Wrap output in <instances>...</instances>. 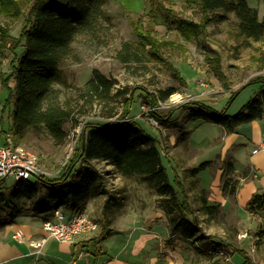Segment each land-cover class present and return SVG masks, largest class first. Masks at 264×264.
I'll list each match as a JSON object with an SVG mask.
<instances>
[{
  "label": "rangeland",
  "instance_id": "1",
  "mask_svg": "<svg viewBox=\"0 0 264 264\" xmlns=\"http://www.w3.org/2000/svg\"><path fill=\"white\" fill-rule=\"evenodd\" d=\"M22 1L26 8L29 0ZM247 1L252 8H257L260 2L264 8V0ZM163 2L181 18L196 23L203 21V14L199 9L195 5H189L186 0ZM107 12L112 20L103 25V29L96 37H79L73 46L75 57L67 63L68 82L60 86V102L64 106L74 107L80 111L84 107V113L76 114L77 122L73 121L66 126L68 136L65 142L57 143L42 129L27 133L21 141L15 138L12 131L7 135H12L15 144L34 152L39 157L41 169L48 174L46 177L60 178L65 172L64 167L77 151L85 122L103 123L101 117L104 111L99 103H95L93 108L86 106L80 95V90H83L90 80L92 71L97 69L108 78L115 79L117 88L127 87L136 92L130 117L135 119L146 133L158 138L162 164L167 169L171 183L174 184L175 169L180 170L181 165H185L183 166L185 168L188 159L191 161L195 156H200V161L203 162L216 157L220 149L217 139L220 140L221 127L202 120H191L188 106L197 101L215 110L227 109L230 115L236 114L259 90L257 84H252L240 90L234 97L231 95L248 81V76L258 67L256 58L264 53V40L245 41L239 37V23L234 14L219 12L212 15L207 35L196 39L187 38L177 26H164L161 20L155 21L147 17L149 9L146 0H109ZM140 16L142 18H139ZM221 16L225 19H221ZM25 17L0 18V23L9 28L11 36L7 47L1 45L0 40L1 143L7 137L6 134L2 136L4 131L1 115L7 96L2 88V76L11 73L12 48L20 37ZM132 22L137 23L140 30L152 33L163 61L153 57L149 47L140 45ZM17 52L21 54L22 49ZM216 56L220 60H217ZM207 57L211 59L207 60ZM10 86H14L13 80ZM170 89H174L176 93L167 101L157 100V96ZM152 100L155 102L157 100L155 107L149 104ZM120 113L119 110L118 115ZM117 118L115 116L113 119ZM93 163L102 174L101 191L95 197L86 198L75 210L88 213L99 223L101 229L103 228L101 210L107 198L108 219H104L103 223L109 226L110 218L114 229L131 228L138 231L139 234H135L132 244L137 250L143 245L147 246L151 264H245L243 254L235 253L231 257L229 253L223 251L212 255L204 249H198L204 246L206 240L186 241L178 235L173 236L169 217L161 207L164 199L152 191L148 183L139 177L123 178L114 166L104 160H95ZM228 163L232 164L231 161H226L223 165L220 189L225 198L233 201V205L223 206L218 202H210L208 197L211 191H203L202 196L207 205L217 208L214 214L209 216L201 210L202 207H198L200 201L192 196L202 228L201 235L210 237L217 243L230 244L244 250L251 258L250 264H264V245L259 249L256 239L250 236L251 230L257 231L259 225L263 224L261 217L263 214L252 216L246 213L247 208L244 211L237 209L234 202L239 180L234 173L235 167L230 171L227 168ZM180 174L185 180L189 175L183 169L180 170ZM210 176L214 178L215 174L211 172ZM35 180L30 179L32 182ZM227 181L236 185L234 195L230 194L229 187L227 192L223 190V185ZM15 183L16 180L10 177L0 186V218L8 222L0 226V245L4 246L13 242L11 237L15 227L32 222L43 223L48 220L46 218L52 217L55 210H65L59 207L39 215L33 207L36 198L35 200L21 198L16 201L17 211H11L13 207L9 209V206L13 204L8 201ZM201 204L203 205L202 201ZM66 211L68 215L74 212L71 209ZM164 213L165 215L161 216ZM111 232L112 230L110 234ZM246 232L248 238L240 239V235ZM127 238L128 235L124 234L117 240H106L101 245L108 250L115 244V249L109 252L111 255L117 248L122 247ZM8 264L18 263L11 261Z\"/></svg>",
  "mask_w": 264,
  "mask_h": 264
},
{
  "label": "trees",
  "instance_id": "2",
  "mask_svg": "<svg viewBox=\"0 0 264 264\" xmlns=\"http://www.w3.org/2000/svg\"><path fill=\"white\" fill-rule=\"evenodd\" d=\"M146 2L149 9L147 17L155 21L161 20L164 26H177L187 38L205 37L207 27L212 23L211 16L222 12L235 15L239 23L238 35L245 41L264 40V17L260 20L258 10L252 8L247 0H186L203 14V21L199 23L177 16L163 0ZM108 4L109 0H29L25 8L22 0H0V18L6 16L20 19L27 13L20 37L12 48L11 73L2 76V88L7 94L1 115L3 137L12 131L15 138L21 141L27 133L42 129L57 143L65 142L68 136L66 126L73 121L77 122L76 114L84 113V107L80 111L60 102V86L68 82L67 63L75 57L73 46L79 37H96L103 25L112 20L107 12ZM220 18L225 19L224 16ZM132 27L140 45L149 47L153 57L163 61L152 33L140 30L137 23L132 22ZM10 39L9 28L0 23L1 45L7 47ZM20 48L22 52L18 54ZM215 58L220 60L218 56ZM210 59L211 57H207V60ZM259 61L262 68L264 54ZM217 64L220 68L219 61ZM179 78L182 81L180 76ZM12 80L13 87L10 86ZM252 84L260 86L258 92L236 114L230 115L227 109L218 111L195 101L188 106L189 118L220 126L227 134L237 133L241 125L264 117V75L252 77L231 95L234 97L240 90ZM80 93L86 106L93 108L95 103H99L104 111L101 117L103 123L85 122L77 151L64 167L65 172L60 178L41 177L33 182L16 181L9 194L8 202L13 204L9 209L13 207L11 211L16 212V201L21 198H36L33 207L39 215L59 207L65 210L78 208L86 198L100 193L102 174L93 161L104 160L114 166L123 178H141L152 191L164 199L161 207L169 217L173 234L179 233L196 241L206 240L204 246L198 249H204L212 255L223 251L231 257L235 253L243 254L245 264H250L251 258L244 250L230 244L217 243L210 237L201 235V224L189 190L177 175L174 184L171 183L167 169L162 164L158 138L146 133L130 117L136 92L127 87L117 88L115 79L108 78L95 69ZM175 93L174 89L167 90L157 96V100L167 101ZM157 100H152L149 104L155 107ZM119 110L121 113L118 115ZM115 116L118 118L113 119ZM153 117L157 119L156 116ZM4 142L5 139L2 143ZM211 165L210 161L204 162L192 169V173L198 175ZM227 165L230 171L234 169L233 164ZM4 181L0 180V186ZM228 187L230 194L234 195L236 185L227 181L223 190L227 192ZM202 202L201 210L212 216L217 208L207 205L205 198H202ZM247 212L252 216L263 214V224L255 232L259 247L264 241V192L251 198ZM1 220L0 218V226L8 223ZM103 231L109 233L107 225L103 226Z\"/></svg>",
  "mask_w": 264,
  "mask_h": 264
},
{
  "label": "crops",
  "instance_id": "3",
  "mask_svg": "<svg viewBox=\"0 0 264 264\" xmlns=\"http://www.w3.org/2000/svg\"><path fill=\"white\" fill-rule=\"evenodd\" d=\"M260 3L257 8H253L258 10L259 18L262 20L264 17V8L261 7ZM263 54L264 53H261L257 56L256 62L258 67L248 76V81L256 75H264V66L261 68V63L259 61ZM259 88L260 86L258 85V89ZM219 139L220 140L217 139V143L220 149L216 157H211V159L203 162L200 161V156H195L191 161L188 159L185 162L187 166L183 168L185 165H181L180 167V170L183 169V171L189 174L186 180L182 178L179 169L174 168L175 173L189 190V195L191 196L192 204L195 209L196 204L193 202L192 196H195L196 200L200 201L198 207H202L201 201L202 198H204V196H202L203 191H211L208 197L210 202H218L223 206H231L233 205V201L225 198L220 189L223 165L226 161H231L235 167L234 173L239 180L234 204L238 210L241 209L244 211L255 194L264 192V117L249 124L241 125L235 134H227L221 127ZM207 161L212 162V165L198 175H193L192 169L197 168ZM211 172L215 174L214 178H211ZM191 183L192 186H190ZM198 196L200 199H198ZM108 208L109 202L106 198L103 209L101 210L103 218L102 224L100 223L101 227L105 225L103 223V221H105L104 219H108L106 215ZM73 210L77 211L75 209ZM63 211L68 213L66 210ZM246 213L250 215L248 212ZM164 215L165 213L161 214V216ZM53 216L54 212L52 217L46 219H52ZM108 223H110L109 226H107L109 233H105L103 228H101L100 231L80 236L71 243H60L53 238H49L42 248V253L40 255L35 253V250L29 246V243L40 240L46 236L43 230V223L32 222L15 227L11 237L13 242L7 246L0 245V264H8V262L11 261L17 262L18 264H151L149 255H147V246L143 245L137 250L136 248L134 249L136 246L132 244L135 234H139L138 231H134L131 228L128 230L114 229L110 218ZM19 229L23 230L26 235L25 243H18L13 239L14 232ZM111 230L112 232L110 234ZM251 232H253V235L250 236L256 239L257 245L258 237L255 235L256 231L251 230ZM124 234L128 235L127 241L122 244V247L117 248L116 252L111 253V255L109 252L115 249V244L111 245L108 250L104 249L101 245V243L106 240H117L118 237ZM177 235L186 241H192V239H187L179 233L173 234V236ZM263 245L264 241L258 248L261 249Z\"/></svg>",
  "mask_w": 264,
  "mask_h": 264
},
{
  "label": "built area",
  "instance_id": "4",
  "mask_svg": "<svg viewBox=\"0 0 264 264\" xmlns=\"http://www.w3.org/2000/svg\"><path fill=\"white\" fill-rule=\"evenodd\" d=\"M46 176L48 174L41 169L39 157L34 152L15 144L12 135H7L4 144L0 142V180L11 177L16 181H29L31 178ZM99 229V223L85 211L77 210L68 215L57 209L52 219L43 222L46 236L30 242L29 246L40 255L49 238L60 243H71L80 236L93 234ZM248 236L247 232L243 233L240 239H247ZM13 239L18 243H25L26 235L19 229L14 232Z\"/></svg>",
  "mask_w": 264,
  "mask_h": 264
}]
</instances>
